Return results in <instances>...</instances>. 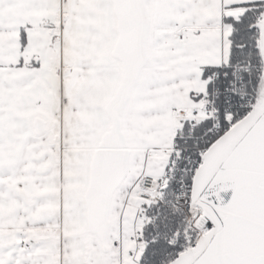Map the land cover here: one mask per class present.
I'll use <instances>...</instances> for the list:
<instances>
[{
  "label": "snow or ice",
  "instance_id": "6c2138e0",
  "mask_svg": "<svg viewBox=\"0 0 264 264\" xmlns=\"http://www.w3.org/2000/svg\"><path fill=\"white\" fill-rule=\"evenodd\" d=\"M0 264H264V0H0Z\"/></svg>",
  "mask_w": 264,
  "mask_h": 264
}]
</instances>
